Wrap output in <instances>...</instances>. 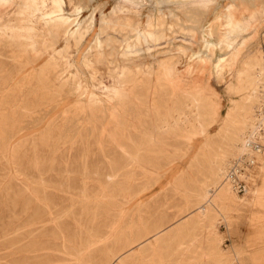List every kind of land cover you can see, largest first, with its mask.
<instances>
[{
  "label": "rangeland",
  "instance_id": "374dc122",
  "mask_svg": "<svg viewBox=\"0 0 264 264\" xmlns=\"http://www.w3.org/2000/svg\"><path fill=\"white\" fill-rule=\"evenodd\" d=\"M133 1L134 5L122 6L142 14L143 22L154 8L166 16L179 4L206 0ZM23 3L19 0L14 7H4L6 0H0V25L26 30V16L33 7L20 10ZM217 3L216 12L226 1ZM55 4L57 11L45 21L64 26L63 42L80 37L74 52L70 50L71 68L48 40L30 32L43 54L0 40V264H264V207L254 200L264 184V149L244 193L215 199L204 223L195 219L196 206L203 202L202 190L211 198L208 189L226 187L222 178L215 187L212 172L226 169L237 157L255 122V116L247 122L240 146L232 141L239 134L226 117L237 122L244 102L241 94L229 89L233 82L229 63L233 50L253 36L255 29L228 38L222 51L215 53L210 75L204 76L203 71L187 70L197 59L205 60L204 44L196 39L170 35L164 41L137 45L135 35L132 39L117 32L99 35L100 13L121 5L119 0H97L85 9V0H55ZM96 6V26L88 30L84 17ZM172 25L165 21L166 28ZM143 32L147 28L135 30L136 35ZM107 42L117 45L114 63L103 60L86 67L84 60L92 47ZM178 43L187 44L188 51L178 55L174 48L170 50L174 60L178 59L172 71L180 74L182 85L192 81L205 85L204 93L218 103L215 121L206 120L203 133L189 141L181 133H161L155 135L161 139L156 144L148 136L153 116L125 101L117 105L114 127L108 109L116 106L113 99L118 98L104 96L94 87L90 68L105 73L107 86L113 76L116 81L123 73L119 82L135 83L145 104L148 99H171L150 94L146 70L160 57L154 55L157 51ZM260 44L261 35L252 40L250 48ZM130 47L137 48L140 57L121 61L122 50ZM258 94L252 103L253 115L261 105L263 92ZM97 98L103 102H96ZM160 100L157 104L163 106ZM156 232L161 233L154 237ZM124 244H130L133 256L119 260Z\"/></svg>",
  "mask_w": 264,
  "mask_h": 264
},
{
  "label": "bare ground",
  "instance_id": "6f19581e",
  "mask_svg": "<svg viewBox=\"0 0 264 264\" xmlns=\"http://www.w3.org/2000/svg\"><path fill=\"white\" fill-rule=\"evenodd\" d=\"M18 1L19 0H6V4L3 6L14 7L16 3H18ZM70 1L71 0H66V2L68 3ZM95 1L97 0H85V6L83 7V9L87 7L86 6L87 4ZM154 1L155 3L160 2V0H154ZM182 1L187 2L188 0H182ZM225 1H226L225 5H223L221 11L218 12H216V9L218 7L217 0L196 1V2H187V3L179 4L168 10L166 16L164 15L161 9L154 8L148 14L144 15V21L142 22L141 20L142 14L131 13L130 11L125 10L124 6H122V4L134 5L135 3L133 0H119V3H121V5L116 4L112 6L111 9L108 10L106 14L100 13V17L97 22L96 28L99 31V35H104L105 37H107V34L112 32L124 34L125 36H129L131 39L135 35L137 36V40H136V43H138L137 45H139V43H156V42L164 41V39L170 35H174V36L182 35L184 37H188L193 40L196 39L200 41L202 44H204L203 56L205 60H201L202 57L197 59L196 62L191 67H187V70H189L190 72H194L195 70H199L200 72L203 71L204 76L210 75L211 67L214 61L216 60L215 53L218 54V51L221 50L222 46L226 43L228 38L238 35L240 33H247L255 29L254 33L252 34L253 36H250L248 37V39L243 40L240 46H238L237 49L233 50V58L229 63V68L233 69V75H232L233 82L231 83L229 89L231 91L241 94L244 103L241 101L243 104L241 103L242 106L239 109L240 112L237 116L238 121L237 122L231 121L230 120L231 118L229 119V115H227L226 121L227 123H229V125H232V127H234L235 132L237 131V133L239 134L236 135L235 137L232 136L231 139L240 146V144L242 143L241 141L242 137L246 132L245 131V129L247 128L246 124L248 121L252 122L253 116H255L253 115L255 114L254 113L255 107H253L252 103H254V100L258 99V95H260L258 93H260V91L263 92V95H261V104L264 100V47L262 46V44H260L255 48H250L252 40L258 36L260 37L262 33L260 29L264 25V0H225ZM23 2H24L23 6L21 5L22 8L20 10L24 9L29 5L33 7L32 12L26 16V22H25L26 30H22L14 26L13 24L11 25L1 24L0 40L3 39L4 41H6L8 45L14 48L15 46H21V47L30 46L31 49L33 50V53H35L36 51L34 52V50H37L39 48L37 45V41L32 36L44 38L52 44L53 49L57 54L65 57L67 64L71 68L72 64L70 62V58L72 57L73 52L77 47L79 41L78 39L80 37L75 36L72 39L65 40L63 42V35L65 29L64 26L55 24L51 21H45L46 18L52 17L54 13L57 11L55 0H23ZM172 2H174V0H172ZM96 9H98L97 6L93 7L90 10V12L84 17V19L86 20V27L88 30L91 29V26L93 25L96 26L95 24ZM208 15H212L211 19L205 22V18ZM165 21L173 22L172 27L166 28L164 26ZM142 27L147 28V32L146 33L143 32L140 35L139 34L136 35L135 30L141 29ZM29 32L31 33L32 36L29 34ZM92 48L93 50L90 54V57L88 56L89 58H86L84 60V65L86 67L88 65L96 64L99 61H103V60L106 61L108 64L114 63L113 58L115 57L114 54L115 51L117 50L116 44H114L113 42H107L106 44L102 43L99 46L94 45ZM173 48L176 51V54L179 53L181 55H184L188 51L187 44L185 43L170 44L165 49H161L154 54V55L158 54L160 57H158L153 62L154 65H151V67H148L146 70L148 77L147 84L148 86L151 87L152 90L150 94L155 95V97L163 96L171 99H161V100L148 99L149 100L148 103L145 104L141 98V95H139L136 91L135 83L119 82V78L123 73L119 76V78L116 81L113 76L111 78V85L107 86L103 81V79L106 77L105 73H101L100 70H93L90 68V71H92L93 73L91 81L94 87L104 96L118 98V99H113L116 102V106H111L108 109L109 118L111 124L114 127L117 128L118 120L117 121L115 120L116 113L118 111L117 105L119 106L125 101L130 102L133 105H136L137 107H139V109L144 108L147 113L153 116L150 117L152 121L149 124L150 129L148 136L156 144H160L161 139L158 138L160 136L155 137V135L161 133H166L171 136H175L177 133L179 134L181 133V136L185 140L189 141L192 138L199 136V134L203 133L202 125L203 123H206L205 122L206 120L212 118L213 120L211 119V121H215L214 118L216 119L218 115V103H216L215 101L212 102L211 99L214 98L212 97L210 98V96H207L204 93L203 88L207 89L205 85L203 84L202 86L201 83L200 84L198 83V81H192L191 84L182 85L180 84V81H182L180 80L181 79L180 74L178 75L173 73L172 67L176 64V60H178V59L174 60L172 55L174 53L169 54L170 50ZM39 50H41V54L45 52V51L43 52L41 48ZM70 50H72L73 52H71ZM136 50L137 48H133V47L122 50L120 54V60L129 61L131 59H138L140 57V54L139 52H135ZM229 51L231 50L224 52V54L228 53ZM149 55L153 56L152 53L151 54L149 53ZM55 66L54 68H56ZM57 69L58 68H56V70ZM51 70H53V68ZM130 71L133 72L132 69ZM72 73L76 75H80L79 72L74 70L72 71ZM97 77H100L99 81H97ZM76 83L78 84V82ZM71 85L73 86L74 84ZM72 86L70 87L71 89ZM73 87L75 88V86ZM81 93L83 95L86 94L82 88H81ZM129 97L133 99H125ZM87 99H92V95L89 96ZM158 100L162 101L163 106H159L157 104ZM181 100H183L182 103ZM96 102L99 103L103 101L98 100L97 98ZM228 114H230V112ZM141 116H145V114L142 112ZM204 117H206V119ZM263 127L264 125H261L260 128L264 134ZM252 130H256L254 125ZM252 130L249 132V134L252 132ZM248 135L246 137H248ZM263 138L264 135L262 137V141ZM241 148L242 145L240 146L239 153H241L242 150ZM258 157L259 156L256 157V161L259 159ZM225 170L226 169L223 170L222 167H219L218 169H216V171L214 170L212 172V175L210 174L211 177L213 176L214 178L215 187L217 186L220 178H222V182L226 184V182L224 181ZM202 191H203V195H202L203 202H200L196 206L197 216L195 219L197 223H204V219L207 218L208 207L213 202L219 200L220 198L224 199L233 196L236 197L235 196L236 194L234 195V193L231 191V189L227 184L226 187L224 188L216 187L214 188V190L208 189V194L211 195V198L204 195V189ZM254 200L258 205L264 207V184L256 191ZM120 203L122 202L120 201ZM216 207H218V205ZM52 219L54 218L52 217ZM160 233L161 232H156L154 234V237L159 236ZM16 242H18L17 239ZM129 246L130 244L129 245L126 244L125 246H123V250L119 251V254L117 255V259L121 260L124 256L126 257L133 256L130 255V252H132L133 249L129 248ZM179 247L181 248V245H179Z\"/></svg>",
  "mask_w": 264,
  "mask_h": 264
},
{
  "label": "built area",
  "instance_id": "2783aa9c",
  "mask_svg": "<svg viewBox=\"0 0 264 264\" xmlns=\"http://www.w3.org/2000/svg\"><path fill=\"white\" fill-rule=\"evenodd\" d=\"M261 44L264 47V30L261 33ZM261 125H264V100L255 115L256 130H252L244 139L241 153L230 162L225 170L224 181L236 195L246 190L247 179L256 164V157L263 152L262 137L264 134L260 128Z\"/></svg>",
  "mask_w": 264,
  "mask_h": 264
}]
</instances>
